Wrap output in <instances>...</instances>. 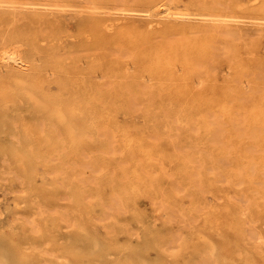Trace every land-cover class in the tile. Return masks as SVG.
I'll list each match as a JSON object with an SVG mask.
<instances>
[{
    "label": "bare ground",
    "instance_id": "6f19581e",
    "mask_svg": "<svg viewBox=\"0 0 264 264\" xmlns=\"http://www.w3.org/2000/svg\"><path fill=\"white\" fill-rule=\"evenodd\" d=\"M256 1L0 0V264H264Z\"/></svg>",
    "mask_w": 264,
    "mask_h": 264
},
{
    "label": "rangeland",
    "instance_id": "374dc122",
    "mask_svg": "<svg viewBox=\"0 0 264 264\" xmlns=\"http://www.w3.org/2000/svg\"><path fill=\"white\" fill-rule=\"evenodd\" d=\"M239 1V2H238ZM246 1H249V2H246ZM256 1V0H255ZM258 2H259V0H257ZM255 2L256 4L258 3V2ZM235 2L241 7V5L242 4H245L244 6H243V8L242 9H238L237 8V10L238 11H240V13L236 10V12H235V14H236V16H239V19L241 20V22H239L238 24H239V26L240 27H242L243 29H252V30H254L253 28L254 27H257V28H260V25L258 26L257 25V20L256 21H250V19L251 20H254L255 18H254V14H253V12H252V6H254L255 4H254V2H253V0H245V1H243V0H235ZM250 2H251V4H250ZM253 2V3H252ZM180 5H182V2L180 3ZM248 6V7H247ZM103 9H101V11H102ZM241 11H242V13H241ZM66 12V14H68L67 12H69V16L70 17H67V19H66V23H65V29H64V32H63V36H62V40H63V44H66V43H68V42H70L71 40H73L75 37H76V24H74V23H76V17H74V14H76V13H73L74 12V10L73 11H65ZM73 14H72V13ZM65 14V13H64ZM65 14V15H66ZM71 14V15H70ZM102 14H104V13H102ZM106 15V14H105ZM67 16V15H66ZM65 16V17H66ZM104 16V15H103ZM245 16V17H244ZM247 16V17H246ZM71 17H73V19H71ZM69 18V19H68ZM74 22H73V21ZM246 20V21H245ZM67 22H68V24H67ZM243 25H242V24ZM254 23V24H253ZM247 24V25H246ZM250 24V25H249ZM256 24V25H255ZM69 25V27L70 28H68L67 26ZM249 27V28H248ZM257 28H255V29H257ZM66 37V38H65ZM68 39V40H67ZM70 39V40H69ZM251 39H254V37L253 38H251ZM261 41H260V44H259V47H260V50H261V52L262 53H264V38H261L260 39ZM68 41V42H67ZM227 67V64H226V62L224 61V62H222L221 64H219V66H218V68H217V71H218V75L219 76H221L223 73H228V68H226ZM249 87V86H248ZM137 119H139V120H141V118L139 117V118H137ZM87 173H90L89 172V169H87ZM41 175L39 174L38 176H37V180L38 181H41ZM5 184V185H4ZM3 185H0V229H2V230H5L6 232H8V231H10V225H11V223H12V220H14V217H15V215L14 214H12V213H9L8 212V210L13 206V204H14V201H15V191L14 190H12V189H10L9 188V184H7L6 182L4 183ZM210 196H209V195ZM207 194V200L209 201V202H211L212 200H213V195H212V193H208ZM149 197L148 196H143L142 198H140V201H139V203H140V206L144 209V210H146L147 211V213H149V215H151V219H152V221L154 222V223H156V225L158 224V225H160L161 224V220H162V217H163V215H162V211H161V209L160 208H158L157 206L155 207V205H154V203L152 202V200L150 199V201H149ZM210 199V200H209ZM146 201V202H145ZM149 201V202H148ZM243 201V200H242ZM149 205V206H148ZM147 207V208H146ZM150 207V208H149ZM161 211V212H160ZM157 215V216H156ZM243 216H245V214H243ZM10 219V220H9ZM178 220H176V221H173V227L174 228H177L178 227V222H177ZM98 224L99 225H101V222H98ZM69 227H71V224H70V226H69V223H67V224H65V227H64V229L65 230H68V228ZM262 228H264V224H262ZM133 239H135V238H137V233L136 234H134L133 236ZM258 239H259V241H258ZM260 239H262V238H260V237H257L256 236V239L254 238L253 240L254 241H256L257 243H259V244H261V245H264L263 243V239L261 240L263 243H261V241H260ZM154 251H152L151 252V255H153L154 256Z\"/></svg>",
    "mask_w": 264,
    "mask_h": 264
}]
</instances>
